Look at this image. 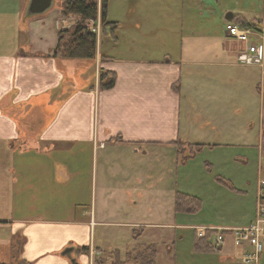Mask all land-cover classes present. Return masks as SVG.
<instances>
[{"label":"crops","instance_id":"0c3cea01","mask_svg":"<svg viewBox=\"0 0 264 264\" xmlns=\"http://www.w3.org/2000/svg\"><path fill=\"white\" fill-rule=\"evenodd\" d=\"M172 1L110 0L114 34L103 33L86 59L54 55L60 32L80 21L62 13L61 0L34 15L30 0H0L1 263L125 261L153 244L157 264L162 253L164 264H245L231 238L219 251L193 240L195 227H242L254 218L259 183L246 209L249 179L229 161L248 162L253 151L264 176V69L238 63L229 12L220 38H206L201 23L188 30V0ZM236 11L230 21L264 28V9L260 19ZM102 72L115 73L112 88L101 89ZM192 150L223 154L214 199L229 196L234 219L178 223L176 192L205 199L186 177L184 190L173 183L177 155L194 158ZM177 228L194 230L180 262L172 244L188 233Z\"/></svg>","mask_w":264,"mask_h":264},{"label":"rangeland","instance_id":"374dc122","mask_svg":"<svg viewBox=\"0 0 264 264\" xmlns=\"http://www.w3.org/2000/svg\"><path fill=\"white\" fill-rule=\"evenodd\" d=\"M59 0H53L52 5L57 4ZM167 0H137V5H149V6H164V3ZM173 4H178L177 0L172 1ZM100 3V0H99ZM101 4V3H100ZM172 4V5H173ZM171 5V3H170ZM241 11L247 18H254L257 19L262 18L263 9H264V0H204L202 4L200 0H188L186 3V18H187V25L188 30H194V27L189 26L190 23H201L205 29L203 36L206 35L208 32H216V38H220L223 29H225V24L223 26V21L225 22V15L230 11ZM236 11V12H237ZM240 13V12H239ZM224 19V20H223ZM98 20V19H97ZM95 20V21H97ZM77 23H81L80 21ZM84 26V24H83ZM88 29V28H87ZM89 30V29H88ZM91 31V30H90ZM93 32V31H92ZM102 25H101V32L100 34L95 33L98 38L102 36ZM105 36V35H104ZM207 38V37H206ZM111 39V38H110ZM103 42L107 43L108 41ZM108 45V43H107ZM106 47V45L104 46ZM206 47V46H205ZM242 68H245L242 66ZM250 68V67H247ZM253 68V67H251ZM189 153V149L186 151ZM196 153L194 158H189V155H177V160L181 161V164L173 165V183L177 184V188L179 190H184L181 184L186 177V181L188 182L185 185H190L192 188L190 189L191 193H200L205 195V199L200 202V206L196 211H183L177 212L176 214L179 216L178 223H186L187 225L191 224H203L204 222L213 221L214 223H221L222 220H232L234 219L231 215L230 208L232 207V201L229 196L223 195L221 197L220 202H216L214 199V195L219 192L216 187V183L219 178V170L221 167L225 166V158L221 152L211 153V151H207L206 153ZM200 154V155H199ZM199 155V156H198ZM198 156V157H197ZM189 158V159H188ZM188 159V160H187ZM194 159V161H193ZM238 159V160H237ZM187 160V161H186ZM188 162V163H187ZM190 162V163H189ZM258 158L253 155V151L251 152V156L249 157L248 162H242L239 158H236L235 162L229 161L230 166L233 165L237 169L241 168L240 176L246 178L245 184L249 183L248 190L249 192L242 193L245 200L246 209H248L251 205V199L254 194V188L257 186L261 179H264L258 175ZM189 172V174H188ZM189 176V177H187ZM191 176V177H190ZM243 183V182H242ZM186 186V187H187ZM180 187V188H179ZM175 193V199L176 194ZM200 196V195H198ZM219 196V195H217ZM199 198V197H198ZM234 202V200H233ZM173 208L175 207L174 204V197H173ZM195 206V204H193ZM255 207V205H254ZM188 209V208H186ZM179 233L181 231H186L188 233V237L184 243L172 244L173 252H172V259L173 254L175 255V261H181L183 259V254L181 253L180 246L186 247V245L191 244L190 241L192 240L191 236L194 234L193 229H176ZM219 251V250H218ZM184 252H186L184 250ZM162 253V252H161ZM164 253L161 254V257L158 260V264H164L163 258ZM171 262V261H170ZM134 264V263H130ZM174 264V263H173Z\"/></svg>","mask_w":264,"mask_h":264},{"label":"trees","instance_id":"16d2710c","mask_svg":"<svg viewBox=\"0 0 264 264\" xmlns=\"http://www.w3.org/2000/svg\"><path fill=\"white\" fill-rule=\"evenodd\" d=\"M110 0H61L62 13L68 16L78 17L81 23H76L70 29H65L59 34V42L54 50L55 56L64 58H86L93 59L97 52V35L83 26L87 20L101 19L102 33L107 30L114 34L117 24L108 20V7ZM242 27H251L261 29L260 23L247 19L240 22ZM116 83V75L113 72H102L99 76V84L101 89L106 90L112 88ZM192 149L196 147L199 150V144L191 145ZM196 150L191 151V156ZM201 200L189 194L178 192L175 199V209L177 212L196 211L200 206ZM195 204V206H193ZM188 208V209H186ZM194 246L203 249H212L208 239L196 238L193 240ZM199 245V246H198ZM88 248H83L87 250ZM158 249L155 245H143L136 252L128 254L125 261L114 256L111 261H96L95 264H157ZM0 264H3L0 262ZM25 264V263H19Z\"/></svg>","mask_w":264,"mask_h":264},{"label":"built area","instance_id":"2783aa9c","mask_svg":"<svg viewBox=\"0 0 264 264\" xmlns=\"http://www.w3.org/2000/svg\"><path fill=\"white\" fill-rule=\"evenodd\" d=\"M84 26L100 34L101 19L87 20ZM226 31L229 40L239 44L234 50L238 63L264 69V28L242 27L228 21ZM195 231L198 238L208 239L215 250H222L231 238L237 248L244 250L241 260L245 264H258L264 252V179L259 182L255 214L249 225L232 228L203 226L195 227Z\"/></svg>","mask_w":264,"mask_h":264},{"label":"water","instance_id":"95a60500","mask_svg":"<svg viewBox=\"0 0 264 264\" xmlns=\"http://www.w3.org/2000/svg\"><path fill=\"white\" fill-rule=\"evenodd\" d=\"M52 3L53 0H30L27 12L30 15L43 13L52 6ZM232 15V12H229L226 16V19L230 21L233 17ZM72 251L73 248H67L63 254L71 256ZM72 263L78 264L75 259H72Z\"/></svg>","mask_w":264,"mask_h":264}]
</instances>
